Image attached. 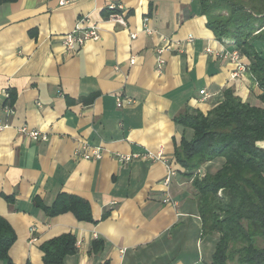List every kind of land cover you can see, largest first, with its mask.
Listing matches in <instances>:
<instances>
[{
    "label": "crops",
    "instance_id": "1",
    "mask_svg": "<svg viewBox=\"0 0 264 264\" xmlns=\"http://www.w3.org/2000/svg\"><path fill=\"white\" fill-rule=\"evenodd\" d=\"M111 3L122 5L125 25L110 18ZM145 17L155 33L144 31ZM82 18L97 24L101 37L67 50L64 35ZM164 40L176 46L163 53L159 71ZM255 47L264 56V41ZM223 49L235 47L216 39L199 0H0V216L16 231L14 264H45L41 244L64 233L76 237L78 251L63 264L211 260L218 236L202 234L196 191L174 155L193 130L175 117L207 113L226 88L263 106L248 59L241 56L239 71L216 55ZM5 91L15 93L10 115ZM23 124L47 136L34 140L19 131ZM82 141L101 146L103 158L76 157ZM148 151H162L176 169L168 185L163 161L116 158ZM60 193L87 200L97 223L72 212L50 217L34 205L39 198L50 206ZM95 240L104 242L101 252H92Z\"/></svg>",
    "mask_w": 264,
    "mask_h": 264
},
{
    "label": "trees",
    "instance_id": "2",
    "mask_svg": "<svg viewBox=\"0 0 264 264\" xmlns=\"http://www.w3.org/2000/svg\"><path fill=\"white\" fill-rule=\"evenodd\" d=\"M207 27L223 44H232L248 59V68L262 93L263 106L251 105L226 88L223 99L204 113L195 110L175 117L193 130L192 139L182 138L175 149L176 162L192 180L197 195L202 234H216L212 258L206 264H264V56L255 47L264 41V0H199ZM92 101V98L90 99ZM15 93L9 91L6 106H13ZM210 168L202 171V166ZM9 204L14 196L4 195ZM34 205L50 217L72 212L80 221L97 223L84 198L60 193L50 206L39 198ZM107 214L104 215L106 217ZM17 235L0 216V260L14 264L9 250ZM102 240H95L92 252H101ZM45 264H63L77 253V239L64 233L41 244ZM29 264V263H28Z\"/></svg>",
    "mask_w": 264,
    "mask_h": 264
},
{
    "label": "built area",
    "instance_id": "3",
    "mask_svg": "<svg viewBox=\"0 0 264 264\" xmlns=\"http://www.w3.org/2000/svg\"><path fill=\"white\" fill-rule=\"evenodd\" d=\"M58 4L60 6H65L69 3H72L73 1L76 0H57ZM110 8V18L115 20L116 22L125 25V18L124 16L121 14V12H118L121 8L122 5H120L119 3H111L109 5ZM150 18L149 17H145L144 19V31L148 34H153L156 32L155 29H153L150 25ZM101 30L100 27L95 24V23H91L87 18H82L80 19L76 25L74 26V28L69 31L66 35H64L63 38V45L67 50L70 51H76L79 52L80 49L82 47H84V45L88 42V41H97L100 39L101 37ZM132 37H136V33H133L131 35ZM191 40V39H190ZM166 41V40H164ZM175 44L170 42V41H166V43L164 44L163 47H160L157 49V53H158V70L161 71L163 68V65L165 63V60L163 58V53L165 51H169L175 48ZM179 48V47H178ZM208 52H213L212 49H207ZM216 55L220 56L222 58L225 59H229L231 61H233V63L235 62L237 64L238 70H243L244 69V65L241 62V55L238 52V50H232V51H228V50H220V51H216ZM131 64L135 63V58H132L130 61ZM239 73L238 71L236 73H234V76H238ZM5 95L8 97L9 93L8 91L4 92ZM201 94L205 93V90H201L200 91ZM117 105L119 107H121L123 105V99L118 98L117 99ZM5 111L7 114H13L14 110L12 107L10 106H5ZM1 129V127H0ZM19 131L23 134L28 135L30 138L34 139V140H39L42 138H45L47 135L45 133H42L39 130H32L28 127L27 124H23L22 126L19 127ZM76 157H81L83 159L86 160H100L103 158V149L101 146H92L90 143L86 142V141H82V143L80 144V146L77 148L76 152H75ZM116 158L119 160V162L121 163H128L131 162L134 159H142V160H152V161H163L167 167V177L165 179V184L168 185L169 181H171V177L173 175H175L176 173V169L173 167L172 163L170 162V160L164 156V153L162 151H159L157 153H153V152H145V153H130V154H120L118 153L116 155ZM171 201V197L167 194V196L164 199V202H170Z\"/></svg>",
    "mask_w": 264,
    "mask_h": 264
},
{
    "label": "rangeland",
    "instance_id": "4",
    "mask_svg": "<svg viewBox=\"0 0 264 264\" xmlns=\"http://www.w3.org/2000/svg\"><path fill=\"white\" fill-rule=\"evenodd\" d=\"M257 244L259 245V246H264V239H258L257 240ZM231 264H240V263H238L237 261H235V262H233V263H231Z\"/></svg>",
    "mask_w": 264,
    "mask_h": 264
}]
</instances>
